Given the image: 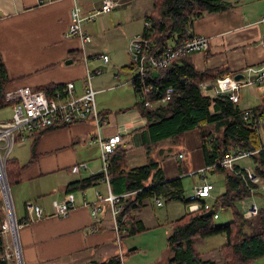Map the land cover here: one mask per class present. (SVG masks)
<instances>
[{
	"label": "crops",
	"instance_id": "0c3cea01",
	"mask_svg": "<svg viewBox=\"0 0 264 264\" xmlns=\"http://www.w3.org/2000/svg\"><path fill=\"white\" fill-rule=\"evenodd\" d=\"M73 1L0 0V57L10 80L7 88L27 86L39 90L47 84L63 85L72 81L74 94H81L86 70L92 69L89 61L87 63L84 60L83 54L86 53L88 59L92 60L100 55L96 53L98 50L94 48L93 37L88 27L96 23V18H101L99 27L104 31L106 23L103 24V15L109 14L112 10L90 22H83L82 27L87 41L82 49L77 37L65 36L70 24V8ZM117 1L118 4L113 9L121 8L119 10L122 12L124 4L132 5L139 2V0ZM225 1L232 4L229 9L206 14L194 21L192 32L206 37L207 48L192 52L188 57L196 70L226 69L223 77L246 82L247 69L264 65V45L261 44V39L264 38V0ZM76 2L81 7L83 15H87L99 7L101 0H76ZM133 34H130L131 37ZM128 38L123 39L124 44ZM109 42L111 43L112 40ZM100 43L104 45L105 42ZM102 54L107 53L102 52ZM108 62L109 57L106 63L102 60L96 69L105 70ZM129 66L130 64L124 65L123 68L130 69ZM237 74L241 75V78L235 79L234 76ZM250 77L253 79V75ZM128 84L132 87L131 79ZM96 86L94 88L96 107L98 113L106 120V125L101 130L102 135L106 137L119 133L123 143L126 142L132 131L142 128L145 124V119L133 106L136 102L133 87L134 100L125 90H119L121 84H113L109 76L97 82ZM253 87L255 90L252 93L247 91L250 101L240 98L238 104L243 103L240 107L250 108L261 103V99L264 98V82L248 85L241 83L237 92L239 94L240 89ZM202 94L210 97L216 95L212 88H208ZM94 132L92 119L69 126H56L41 132L38 137L34 135L35 137L27 140L29 143V148H25L27 151L17 150L11 156L24 165L21 179L15 187L16 195L20 197L22 205L25 201L34 200L43 209V217L34 222L19 224L17 236L24 264H71L79 260L87 264L105 261L112 255L99 258L108 242L114 239L107 203H100L98 215L92 217L90 214L91 203L96 201L95 193L99 192L102 195L107 193L104 182L98 184L99 187L103 186V192L96 189L88 194V191L84 190L80 192L78 198L72 192L76 205L67 216L56 217L51 214V203L60 201L66 196L65 186L69 182L101 172V164L98 169L96 159L92 160L94 158L90 156L92 148L98 149L100 153L98 145L92 142ZM260 135L264 142L262 128ZM16 145L23 148L25 142ZM127 147L131 146L128 144ZM31 156L32 161L29 163ZM80 162H85L86 168L72 172L71 166ZM241 167L251 169V165ZM84 170L85 173H82ZM75 174L79 178H76ZM48 181L55 183V187L50 188L53 192H49L50 190L45 187ZM48 194H50L49 200H47ZM255 195L257 199L264 197V183L257 186L254 198ZM86 200L89 205H83V201ZM23 210L19 218L15 216L16 220L26 216L24 206Z\"/></svg>",
	"mask_w": 264,
	"mask_h": 264
},
{
	"label": "trees",
	"instance_id": "16d2710c",
	"mask_svg": "<svg viewBox=\"0 0 264 264\" xmlns=\"http://www.w3.org/2000/svg\"><path fill=\"white\" fill-rule=\"evenodd\" d=\"M231 6L232 4L225 0H151L149 11L143 18L149 25L145 26L143 23L141 32L151 44L150 52L160 53L171 43L179 44L186 37V31L192 30L195 20L206 14L227 10ZM225 70H196L186 55L176 57L163 68L149 70L146 82L152 85L155 98H160L169 86L172 87L173 93L164 106L149 109L135 102L134 106L145 119L144 126L132 131L126 142L107 155L110 191L115 195L136 191L121 200L122 210L119 218L123 213L127 214V218L122 221L119 219L120 226L125 228L120 238L146 230L143 223L136 219V214L146 206L147 199L162 198L165 202L180 201L185 204L189 202L181 180V175L184 174L182 167L178 165V176L166 177L161 163L148 155L161 141H176L186 132L196 131L205 170L224 173L225 191L213 199L210 209L214 212L220 209L228 210L231 219L218 223L212 215L204 216L201 209L186 212L172 221L166 238L170 251L166 263L217 264L215 259L205 258L194 247L195 239L215 235H224L225 238L217 250L222 264H251L264 257V197H261L257 213L249 218L243 217L242 209L236 206L237 202L251 196L248 186L257 188V185L250 183L244 167L236 162L233 163V170H241L242 176L235 175L229 168L208 167L219 162L225 154L249 150L253 151L248 157L251 169L264 181V150L260 149L264 144L260 135V128L264 131V98L256 106L242 108L238 102L230 100L228 95L210 97L201 92V83L224 76ZM9 81L0 57V108L9 105L4 100ZM58 85L47 84L39 90L49 93ZM39 134L35 136L38 137ZM33 139L36 142V139ZM34 142L31 147L32 156ZM128 144L131 147H127ZM135 148L144 149L148 157L145 163L129 165V151ZM162 150L163 148H159L158 152ZM23 167L16 158L7 157L4 169L9 188L20 181ZM102 175V172H99L69 182L65 186V193L84 191L96 186L103 182ZM3 208L4 206L0 208V227L5 217ZM28 220L26 214L22 219H17V224L28 223ZM3 251L4 239L0 232V264H14L11 259L2 258ZM118 263L119 255L115 253L105 261L87 264Z\"/></svg>",
	"mask_w": 264,
	"mask_h": 264
},
{
	"label": "built area",
	"instance_id": "2783aa9c",
	"mask_svg": "<svg viewBox=\"0 0 264 264\" xmlns=\"http://www.w3.org/2000/svg\"><path fill=\"white\" fill-rule=\"evenodd\" d=\"M117 0H101L99 7L95 8L91 13L83 15L82 9L76 0L70 8V24L65 36L77 37L80 41L82 49L84 43L87 41L86 33L83 30V22H90L95 17L101 14L109 13L115 6ZM264 19V16H263ZM148 26V22H144ZM261 44L264 45V38L261 39ZM151 44L145 38L142 32L133 35L127 42L126 51L130 59V68L135 71L131 78L132 87L136 93V102L141 103L146 108H154L155 106H164L168 101L170 95L173 93L172 87H166L160 98H155L152 93V85L147 84V72L149 70H157L167 66L173 59L178 56H188L192 52L201 51L207 48V39L203 35L193 33L192 30L186 31V37L179 44H169L160 53L150 52ZM84 60L87 62L88 56L83 54ZM103 62L108 61V56L102 54ZM101 70L95 69L86 70L83 90L81 94H74V83L72 81L66 82L63 85H58L51 92L46 93L43 90L31 89L27 86H20L14 88H7L4 92V100L11 105L12 113L10 119L0 120V166L2 168L3 188L0 184V193L2 196L3 206L5 210V217L1 224V233H9L12 245H14V252L10 253L4 249L2 258L10 260L16 256L19 264L22 263L20 247L18 238L16 236L17 225L14 207L10 195V189L7 180H5V161L11 151L14 143L22 144L31 139L35 134L41 133L45 130L56 126H69L74 123L83 122L92 119L94 127L93 143H96L100 151L101 160V180L107 186L106 195L99 192L95 193L96 201L91 203L90 214L92 217L98 215L100 212V203L105 202L108 205L110 217L114 224L116 232V239L120 240V234L124 232L125 228L120 226L119 219L122 221L127 218V214L123 213L119 218L122 210L121 200L129 195L135 193L127 192L121 195H115L110 191L108 171H107V155L111 153L118 145L123 143L122 137L119 133H114L104 137L102 135V128L106 125L104 116L98 113L95 101L96 90L92 87L91 79L95 74L100 73ZM248 80L246 82H239L231 77H217L213 81H207L200 84L201 91H207L212 88L216 95H228V98L233 102H239L240 96L238 94V87L243 84H261L264 82V65L258 68H249L246 71ZM253 75V79L250 76ZM248 114V112L246 113ZM15 140H17L15 142ZM264 150V144L260 147ZM253 151L245 150L237 153L225 154L224 157L217 163L208 167H224L233 170V163L236 160L248 158ZM182 155L178 154V158ZM86 163L80 162L71 166L72 172H78L80 169H85ZM247 178L250 183L259 186L264 183L252 169L244 168ZM201 173L205 168H200ZM235 175L242 176L241 170H233ZM204 177V176H202ZM248 185V184H247ZM251 196L248 199H242L239 204L242 207L243 217L249 218L257 213L258 205L252 201L254 193L257 188L248 186ZM213 189L211 183H205L204 180L200 184H194L192 187L193 193L189 196L186 204L187 212H195L203 210L206 212L210 210V205L203 199L210 197V192ZM157 204L161 205V200L158 198ZM76 201L72 192L67 193L60 201H53L51 203L52 216L65 217L75 207ZM83 205H89L88 201H83ZM24 208L28 217V222L43 217L42 207L34 201H26ZM212 217L218 219L217 211H212ZM119 255V263L123 264L122 255ZM14 256V257H13ZM171 264V263H166Z\"/></svg>",
	"mask_w": 264,
	"mask_h": 264
},
{
	"label": "rangeland",
	"instance_id": "374dc122",
	"mask_svg": "<svg viewBox=\"0 0 264 264\" xmlns=\"http://www.w3.org/2000/svg\"><path fill=\"white\" fill-rule=\"evenodd\" d=\"M147 6L148 10H146ZM150 6L151 0H139V2L132 5L124 4L123 12L119 10L121 8H116L113 9L109 14L103 15V24L106 23V28L104 31H101L99 27L101 18L97 19L95 17L96 23H93L92 27H88L89 32L93 37L94 48L98 50L96 53L100 54L97 56L98 58L94 60L87 58V63L89 61V65L91 66L89 67L92 68L90 71L95 70L97 65L102 63V52L107 53L106 55L109 57L107 68L92 76L93 78L91 79V84L93 88L97 87V82L103 81L105 76H109L112 78L113 84H121L119 90H125L131 95V99L134 100L133 89L128 83L134 76L135 71L131 68H123L124 65L130 64L129 57L126 53V45L129 40L128 37H131L130 34L135 32V34H138L142 31L143 16L149 11ZM121 16L122 18L120 19ZM122 35L124 36L122 37ZM126 37L128 39H126V43L124 44L123 39ZM109 40H112V42L110 43ZM100 42L105 43L102 45ZM116 75H119V77ZM254 90L255 87L240 89V98L250 101L247 91L252 93ZM251 102L252 104L254 103L253 100ZM239 105L243 106V103L240 102ZM11 113L12 109L10 104L6 107L0 108V120L10 119ZM16 141L17 140H15V142ZM25 148H29V143L27 141H25L23 148H19V146L14 143L8 156L11 157L17 150H23V152L27 151ZM159 148H163V150L158 152ZM179 153L182 155L181 158H178ZM148 155L149 157L158 160L161 163L165 176L167 177L178 176V167H182L184 174L181 175V180L186 198H189V196L193 193V185L200 184L203 182V180L205 183H211L213 185V189L210 192V197L203 199L207 204L211 205L213 199L225 191L224 173L220 171L210 172L208 170H205L203 173H201L199 171L200 168H204V166L201 167L202 158L199 150L196 131L186 132L180 139L176 141H173L172 139L163 140L158 146L150 150ZM90 156L91 158H94L92 160L96 159V165L99 169L101 160L98 149L95 150L92 148L90 150ZM147 159V154L143 148H135L129 151V165L143 164ZM235 162L240 166L251 165L249 158L239 159ZM85 171L86 170L82 171V173H85ZM74 176L79 178L77 174ZM16 186L17 184L13 185L9 189L15 216L19 218L20 212H24V205H22L20 197L16 195ZM45 187L47 190H50L49 192H53L50 188H54L55 183L48 181ZM96 189H100L102 192L104 190L103 186L99 187L98 185L91 186L85 189V191L87 190L88 194H90ZM80 192L82 191H74L76 198L80 196ZM49 197L50 194L47 195V200H49ZM160 200L162 204L158 205L155 199H147L146 206L136 214V219H140L143 225L146 227L145 231L128 235L126 237L120 238V240L116 239V232L111 219L114 239H112L113 241L108 242L107 247L101 251L99 258L108 256L109 254L121 253L123 264H166V259L168 256H170L169 246L166 242V238L170 232V223L186 213L187 210L185 207L186 204L180 201L165 202L162 198H160ZM252 201L260 206L262 199H257V195H255V198L252 199ZM236 206L237 208L242 209L239 202H237ZM2 207L3 201L0 193V208ZM217 214L218 219L215 221L218 223L227 222L231 219V213L228 210H217ZM224 241V235H215L206 237L204 239H195L194 247L205 258L215 259L217 264H222V259L217 250L219 246L224 243ZM4 249H7L10 253L14 252V245H12V240L9 233L4 235ZM11 260L14 262V264H19L16 256ZM71 264H84V262L79 260ZM251 264H264V257L253 261Z\"/></svg>",
	"mask_w": 264,
	"mask_h": 264
},
{
	"label": "water",
	"instance_id": "95a60500",
	"mask_svg": "<svg viewBox=\"0 0 264 264\" xmlns=\"http://www.w3.org/2000/svg\"><path fill=\"white\" fill-rule=\"evenodd\" d=\"M69 62H70V61H69ZM234 78H235V79H239V78H241V75H238V74H237V75L234 76ZM5 180H6V176H5ZM6 183H7V182H6ZM212 211H213V210L210 209V210L204 212L203 215H204V216H211Z\"/></svg>",
	"mask_w": 264,
	"mask_h": 264
},
{
	"label": "bare ground",
	"instance_id": "6f19581e",
	"mask_svg": "<svg viewBox=\"0 0 264 264\" xmlns=\"http://www.w3.org/2000/svg\"><path fill=\"white\" fill-rule=\"evenodd\" d=\"M1 175H2V168H1V166H0V184H1V187L3 188L4 184H3V180H2ZM17 230H18V229H17ZM16 236H17V232H16ZM17 238H18V236H17ZM21 264H23V262H22Z\"/></svg>",
	"mask_w": 264,
	"mask_h": 264
},
{
	"label": "clouds",
	"instance_id": "9594fccd",
	"mask_svg": "<svg viewBox=\"0 0 264 264\" xmlns=\"http://www.w3.org/2000/svg\"><path fill=\"white\" fill-rule=\"evenodd\" d=\"M17 221V220H16Z\"/></svg>",
	"mask_w": 264,
	"mask_h": 264
}]
</instances>
